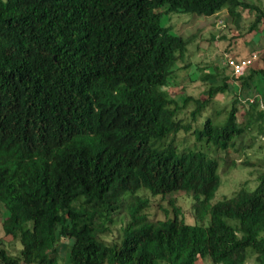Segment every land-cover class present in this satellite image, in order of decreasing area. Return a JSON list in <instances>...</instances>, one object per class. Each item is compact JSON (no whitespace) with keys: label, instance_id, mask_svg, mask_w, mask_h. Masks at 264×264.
<instances>
[{"label":"trees","instance_id":"1","mask_svg":"<svg viewBox=\"0 0 264 264\" xmlns=\"http://www.w3.org/2000/svg\"><path fill=\"white\" fill-rule=\"evenodd\" d=\"M225 8L230 29L245 12L249 31L264 26V6L247 0H0L1 224L22 244L12 253L0 240V264H58L69 238L73 264H264V173L212 202L220 151L264 132V93L244 100L232 83L252 92L264 55L218 84L204 71L200 96L165 88L188 38L164 14ZM228 89L230 109L209 110ZM143 188L187 193L195 221L173 195L174 215L152 219ZM125 208L120 240L104 239Z\"/></svg>","mask_w":264,"mask_h":264},{"label":"rangeland","instance_id":"2","mask_svg":"<svg viewBox=\"0 0 264 264\" xmlns=\"http://www.w3.org/2000/svg\"><path fill=\"white\" fill-rule=\"evenodd\" d=\"M247 1L264 6V0ZM247 14L248 12L243 14L244 17L240 20V26L233 27L232 29H230L231 26H229L226 20L229 16V12L226 8L211 15H198L190 12H171L169 14H164L162 20L163 24L169 25L173 32L188 38L184 57L180 58L176 63L174 74L169 78L165 88L182 101L186 94L189 93L200 96L204 90L208 89L211 81L214 84H218L222 82L224 76L228 75L232 77L234 71L232 66L227 63L228 56L233 55L236 58H239V56H250L251 46H253L252 39L255 38V42H257L256 40L258 38H263L264 40V35H261L264 34V26L257 33L255 30L249 31L252 17ZM230 18L231 17H229V20ZM230 22H233L232 19ZM229 33H239L240 35L232 37L231 43H229L230 36L227 35ZM228 44L231 45L229 46ZM204 71L214 72L217 75H215L211 81L206 82V80H201V78H199L200 74ZM256 79H260V76H257ZM233 88L244 100L248 99V93L249 95L255 96V98H261L260 95L263 91L261 85L258 87V90L256 85H253L251 88L252 92H247V90L244 89L240 90V81H237L236 84L233 85ZM230 90L231 89L225 92H219L215 96V100L212 101V106H210L209 110H211V107L212 110L214 107L223 109L226 105L228 109H230V101L235 95V91L232 92V95ZM262 107L264 108V106ZM245 108L246 106L244 103L240 101L239 120L244 119ZM187 115L188 111L181 114V116ZM195 137V134H191V141H194ZM242 140L244 143L241 144L242 141L239 140L237 143V150L232 148L228 151H220L219 153L220 161L218 174L220 177V185L212 202L232 196L244 184L249 190H253L258 185L260 177L264 173V132L259 133L257 127V129L255 128L250 131ZM213 152L215 151L211 153L213 154ZM137 194L141 195L142 199L145 201L142 212L147 213L152 219L174 215L173 205L168 199L173 195L177 197V203L183 207V212L180 214V217L184 214L187 222L191 223L195 221L193 198L185 192L175 191L173 194H166L167 196L164 194L153 195L148 189L143 188L139 190ZM130 200L131 199H127L126 202ZM7 214L8 211L2 208L0 212L1 245L12 253H18L20 248H22L21 242L10 235H6L2 228L1 219ZM113 219V222L109 224L110 231L102 234V237L108 241L120 240L122 236V227L129 219L127 208L115 213ZM68 241L69 243L66 246L59 245L58 247V264H73L70 258V245L73 239L69 238ZM252 257L254 256L248 257V264H256L254 261L255 257L254 259ZM196 264L214 263L212 259L207 256L204 260H200L199 263Z\"/></svg>","mask_w":264,"mask_h":264},{"label":"built area","instance_id":"3","mask_svg":"<svg viewBox=\"0 0 264 264\" xmlns=\"http://www.w3.org/2000/svg\"><path fill=\"white\" fill-rule=\"evenodd\" d=\"M258 57H259L258 52H254L250 56L239 57V58H236L235 56L229 55L227 58V63L232 66L234 74H239V73H241L243 68L253 64L258 59Z\"/></svg>","mask_w":264,"mask_h":264},{"label":"crops","instance_id":"4","mask_svg":"<svg viewBox=\"0 0 264 264\" xmlns=\"http://www.w3.org/2000/svg\"><path fill=\"white\" fill-rule=\"evenodd\" d=\"M261 35H264V34H261ZM254 39L255 38H253L252 40H253V46H251V51H250V55L252 54V53H254L255 51H257V52H259V53H261L260 54V56L261 55H264V40H263V38H258L256 41L257 42H255L254 41ZM256 43V44H255ZM254 45H255V47H254ZM241 47V46H240ZM232 48V47H231ZM247 56H249V55H247ZM240 57V56H239ZM262 57V56H261ZM256 61H258V60H256ZM257 63V62H256ZM255 63V64H256ZM257 78V76H255L254 77V79H253V85H256V88H257V90H258V87H260V85L262 86H264V80H262L261 79V77H260V79H256ZM233 84H236V82H233ZM262 86V89H263V91L261 92V95H260V97H262V94L264 93V87ZM259 94V93H258ZM252 96V98H255V96H253V95H251Z\"/></svg>","mask_w":264,"mask_h":264},{"label":"clouds","instance_id":"5","mask_svg":"<svg viewBox=\"0 0 264 264\" xmlns=\"http://www.w3.org/2000/svg\"><path fill=\"white\" fill-rule=\"evenodd\" d=\"M255 52H257V51H255ZM258 54H259V52H258ZM232 56H233V55H232ZM259 58H261V57H260V54H259L258 59H259ZM258 59H257V60H258ZM255 62H256V61H255ZM255 62H254V63H255ZM254 63H253V64H254ZM262 103H263V106H264V102H262Z\"/></svg>","mask_w":264,"mask_h":264}]
</instances>
